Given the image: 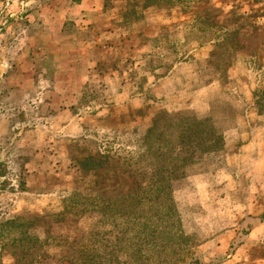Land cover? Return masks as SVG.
I'll return each mask as SVG.
<instances>
[{
  "label": "rangeland",
  "instance_id": "374dc122",
  "mask_svg": "<svg viewBox=\"0 0 264 264\" xmlns=\"http://www.w3.org/2000/svg\"><path fill=\"white\" fill-rule=\"evenodd\" d=\"M178 116L219 140L172 183L161 261L264 264V0H0V264L124 260L81 210L154 181Z\"/></svg>",
  "mask_w": 264,
  "mask_h": 264
},
{
  "label": "trees",
  "instance_id": "16d2710c",
  "mask_svg": "<svg viewBox=\"0 0 264 264\" xmlns=\"http://www.w3.org/2000/svg\"><path fill=\"white\" fill-rule=\"evenodd\" d=\"M178 117L180 119L178 126H181V130L177 124L168 126L171 129L169 142L173 148L165 141H163L165 146H160L162 145L161 135L156 138L157 130L150 129L147 132V135L151 136L153 140L149 144L150 148H147V152L155 162L154 181L142 186L140 183L131 185L130 189L133 192L99 201L97 205L94 204V207L87 204V201L94 198H79L83 201L87 200L85 202L87 205L81 210L82 212L94 211L97 214L113 218L109 223L100 224L102 227L108 226V228L113 226L116 233L113 230H108L103 234V237H110L114 232L115 236L119 238L117 239L120 244L118 252H122L119 256L124 260L110 259L108 260L109 264H171L167 261L162 262L163 259L160 256L165 255L168 245L172 250L173 243L178 242L179 239H184V236L179 234L181 231L178 228V232L171 228L172 223L170 221L176 214L173 204L171 205L169 202L172 183L181 176L186 165H193L194 162L202 160L209 150L214 149L219 138H216L218 134L205 128L207 120L192 117L183 118L185 116ZM186 119H190L189 125L182 132V123L186 122ZM173 131L176 134L174 137L175 145L171 139ZM185 132H188L190 137L188 142ZM184 155L187 157L185 158ZM127 162L135 161L130 157ZM121 164L125 165V163ZM74 205L76 204L74 203ZM131 230L134 233H129ZM94 253L87 255V258L94 262L98 258L100 264L101 259L106 260L109 257L108 255L97 254L95 251Z\"/></svg>",
  "mask_w": 264,
  "mask_h": 264
}]
</instances>
